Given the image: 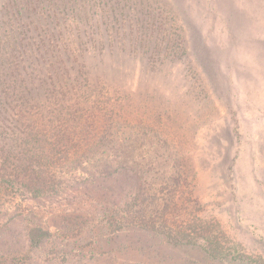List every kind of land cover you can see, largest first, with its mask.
<instances>
[{"label": "rangeland", "instance_id": "1", "mask_svg": "<svg viewBox=\"0 0 264 264\" xmlns=\"http://www.w3.org/2000/svg\"><path fill=\"white\" fill-rule=\"evenodd\" d=\"M0 81L28 131L73 115L126 135L129 165L41 202L40 250L30 210L0 217V264H264V0H0Z\"/></svg>", "mask_w": 264, "mask_h": 264}, {"label": "trees", "instance_id": "2", "mask_svg": "<svg viewBox=\"0 0 264 264\" xmlns=\"http://www.w3.org/2000/svg\"><path fill=\"white\" fill-rule=\"evenodd\" d=\"M67 62H70L68 55L59 61L66 66ZM2 94L6 93L0 90V142L3 144L0 145V217L30 210L29 218H34L29 219L27 240L31 249L40 250L51 235L37 224L38 219L35 218V210L41 202L62 197L73 189L103 180L109 175L117 176V181L125 180L126 169L129 168L126 145L128 137L107 130L104 133H88L84 130L88 129V123L77 132L75 127L81 128V125L78 121L74 123L73 115L66 119L72 132L64 130L57 136L47 137L28 131L33 128L29 122L35 121V114L29 112L28 116L13 115V105ZM31 99H35L33 93ZM15 107L22 109L23 104ZM59 110L62 111L63 108L58 109L57 118L63 114ZM15 153L20 155L17 164L12 159ZM35 158L38 161L34 164ZM62 159L67 162L59 165ZM127 186L116 188L118 197L110 203L111 207L104 214L106 218L111 216L110 225L119 229L131 218L130 208L134 206V190L130 184L128 188ZM139 199L135 198L137 202ZM144 210L145 208H139L140 214ZM3 211L6 213L3 214Z\"/></svg>", "mask_w": 264, "mask_h": 264}]
</instances>
